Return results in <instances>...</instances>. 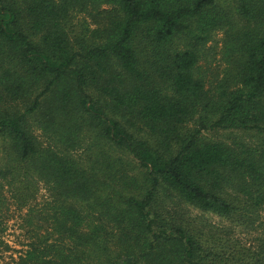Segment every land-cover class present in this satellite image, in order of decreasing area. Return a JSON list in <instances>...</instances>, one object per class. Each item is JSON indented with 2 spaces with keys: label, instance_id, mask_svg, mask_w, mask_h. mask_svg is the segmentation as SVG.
<instances>
[{
  "label": "trees",
  "instance_id": "1",
  "mask_svg": "<svg viewBox=\"0 0 264 264\" xmlns=\"http://www.w3.org/2000/svg\"><path fill=\"white\" fill-rule=\"evenodd\" d=\"M74 10L95 25L75 42ZM215 32L232 65L212 91L198 62ZM83 132L90 168L64 154ZM0 165L20 205L50 192V230L14 264H264V0H0ZM186 206L255 235L215 242Z\"/></svg>",
  "mask_w": 264,
  "mask_h": 264
},
{
  "label": "rangeland",
  "instance_id": "2",
  "mask_svg": "<svg viewBox=\"0 0 264 264\" xmlns=\"http://www.w3.org/2000/svg\"><path fill=\"white\" fill-rule=\"evenodd\" d=\"M74 11L71 12L69 28L70 38L73 42L81 38H87L90 34L89 31L95 28L88 10ZM175 45L181 47L178 40ZM230 61L231 59L224 52L223 33L215 32L211 40L202 48L198 62L199 74L203 78L207 90L209 88L212 91L215 90L228 77L227 74L231 71L230 66L232 65ZM193 124L194 122L191 120L185 129H191L194 126ZM32 130L42 146L53 143L51 135L39 126L34 125ZM204 136L208 140H218L226 144H233L234 142L246 144L258 141L255 134L244 130L210 131L205 132ZM80 138L81 140L78 141L75 148L65 151L64 154H69L77 164L84 168L87 166L90 168L93 160L101 162L98 156L99 152L92 146L87 132H83ZM108 151L113 158L123 156L120 153ZM128 160L129 158L123 157L122 163L115 162L116 170H122L128 174L135 172V168L132 171L133 166L127 162ZM2 172L0 167V264H14L19 256L27 250V244L30 242L31 236H34L36 232L44 233L47 229L50 230V227H45L49 222H45L44 219H47L44 212L50 192H47L46 185L44 186L42 181L39 180L38 183H34V187H31V191L28 192L31 194V198L22 206L16 199L17 183L8 185L6 183L8 177L3 176ZM184 211L192 219L193 226L203 235L217 239L215 242L229 239L232 242L244 243L249 242L250 238L255 235L254 232L246 233L242 226H236L232 221L225 220L212 213L202 212L189 206H186ZM33 212H36L38 217L35 218H38V220L32 217ZM262 216H264V211L260 213V220ZM29 218H34V223ZM95 222L100 223L99 220ZM103 227L110 231V225ZM106 240L108 245L114 248L112 237Z\"/></svg>",
  "mask_w": 264,
  "mask_h": 264
}]
</instances>
